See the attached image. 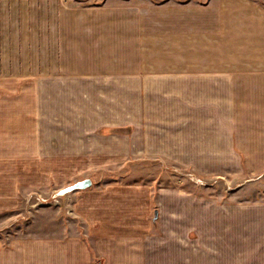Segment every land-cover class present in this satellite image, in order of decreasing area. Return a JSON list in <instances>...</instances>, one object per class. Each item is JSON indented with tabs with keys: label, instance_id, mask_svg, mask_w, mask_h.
Instances as JSON below:
<instances>
[{
	"label": "crops",
	"instance_id": "0c3cea01",
	"mask_svg": "<svg viewBox=\"0 0 264 264\" xmlns=\"http://www.w3.org/2000/svg\"><path fill=\"white\" fill-rule=\"evenodd\" d=\"M88 8L0 0V199L27 194L28 178L17 170L32 167L45 126L57 136L72 126L78 139L106 134L104 142L115 145L107 152L152 153L201 176L223 175L246 151L238 139L226 142L246 134L231 121L256 120L264 135V8L257 0L203 5L200 48L187 16L157 21V47L144 48L124 19ZM125 39L135 42L125 46ZM64 104L76 115L65 117ZM80 104L113 107H98L93 117ZM133 127L135 144L129 134H101ZM157 184L75 191L56 231L32 237L19 227L0 239V264H264V206H226ZM166 215L173 224L161 223Z\"/></svg>",
	"mask_w": 264,
	"mask_h": 264
},
{
	"label": "rangeland",
	"instance_id": "374dc122",
	"mask_svg": "<svg viewBox=\"0 0 264 264\" xmlns=\"http://www.w3.org/2000/svg\"><path fill=\"white\" fill-rule=\"evenodd\" d=\"M209 1L64 0L69 5L90 7L88 11L95 16L124 19L123 22L127 23L126 27L132 26L137 29L138 35L142 34L143 40L138 37L137 43L138 45L143 43L144 48L157 47V21L165 23L170 17L173 19L176 17L184 18L185 16L192 20L196 48L201 42L202 16L206 15L207 17L206 12L203 14V11H206L203 5ZM257 3L264 8V0H257ZM132 41L135 42V40ZM132 41L123 40L125 46L133 43ZM171 57L168 54L164 58L167 59L166 62H172ZM150 58L145 56V60ZM68 106V104H64V114L69 119L72 114L76 115V113L71 112ZM80 106L81 113H90L93 117L98 107H113V105L94 104H80ZM150 106H154V110H157L155 105ZM231 122L239 124L241 127L240 130L237 128L234 131L245 132L246 134L226 135V142L232 144L238 139L244 143L246 151L237 152L235 162L230 161V166L222 171L223 175L221 176L194 175L188 171L189 169H177L163 160H157L152 153L143 155V153L138 154L136 152L105 151L106 148L115 147V145L104 142L105 137L109 136L104 135V132L122 133L124 136L129 134L133 139L131 142L135 144L136 132L134 127L132 129L112 128L109 131L102 128V136L81 134L78 139L71 133L72 126H69L71 122L67 123L69 129H65L63 134L58 132V136L54 133L55 126H45L47 135L43 132L44 135L39 141L40 150L30 153L32 167L17 170L19 175L24 174L23 177L28 178L23 188L21 185V191L26 187L27 194L24 196L21 193L18 197L0 199V239L7 242L13 234H18L15 230L19 227H23L20 229L32 237L44 235L49 230L56 231L61 222L59 215H70L72 194L79 189L65 195H58V193L64 188L85 179H90L92 185L80 190L120 181L152 182L155 186L158 185V182L159 185L172 190H185V193L191 190L196 194H206L205 196L209 197L211 202H224L226 206L241 205L243 208L264 206V135L258 134L262 130L254 125L258 124L256 120H233ZM79 124L80 126L92 127L91 120H80ZM62 142L64 151H60ZM61 158L63 159L62 162ZM235 164L236 167H234ZM257 201H261V203H255ZM253 203L254 205H251ZM168 207L167 204V212L169 211ZM161 223L170 225L174 222L172 219L170 220L169 215H166ZM164 244L162 246L164 248L169 245L168 243ZM168 248L172 250V247L168 246Z\"/></svg>",
	"mask_w": 264,
	"mask_h": 264
},
{
	"label": "water",
	"instance_id": "95a60500",
	"mask_svg": "<svg viewBox=\"0 0 264 264\" xmlns=\"http://www.w3.org/2000/svg\"><path fill=\"white\" fill-rule=\"evenodd\" d=\"M92 184L91 180L90 179H85V180H82V181H79L73 185H70L66 188H64L63 190H61L58 195H65L66 193H69V192H72L74 190H80V189H86L88 187H90Z\"/></svg>",
	"mask_w": 264,
	"mask_h": 264
}]
</instances>
